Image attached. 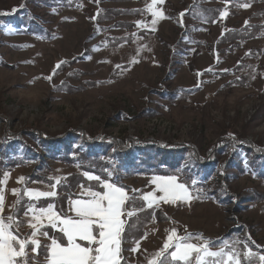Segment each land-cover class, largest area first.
Segmentation results:
<instances>
[{
	"label": "rangeland",
	"instance_id": "1",
	"mask_svg": "<svg viewBox=\"0 0 264 264\" xmlns=\"http://www.w3.org/2000/svg\"><path fill=\"white\" fill-rule=\"evenodd\" d=\"M191 1L165 0L158 7L167 18L151 31V13L144 11L151 0H0V13H7L0 14V155L3 127L47 135L79 128L94 137L150 136L163 143H192L203 154L219 140L234 145L218 156L225 167L197 180L196 187L203 189L199 199L160 204V220L145 228L147 239L137 252L129 246L127 264H146L145 257L162 246L165 230L172 227L217 242L250 236L249 247L264 254V157L261 161L240 146L248 139L264 149V34L217 56L208 46L223 30L245 21L264 27V0L232 8L234 14L213 23L186 16L181 24L178 17ZM198 5L227 9L213 0H198ZM141 20L149 28L138 27ZM27 139L42 152L37 140ZM70 146L72 160L49 155L39 169L35 152L14 147L26 163L9 172L5 215L17 199L11 189L24 187L19 177L34 171L47 177L79 172L74 151L85 143L74 138ZM103 155L118 184L142 192L155 187L151 172H122L109 151ZM45 185L26 186L46 190Z\"/></svg>",
	"mask_w": 264,
	"mask_h": 264
},
{
	"label": "snow or ice",
	"instance_id": "2",
	"mask_svg": "<svg viewBox=\"0 0 264 264\" xmlns=\"http://www.w3.org/2000/svg\"><path fill=\"white\" fill-rule=\"evenodd\" d=\"M164 3L165 0H151L146 4L144 11L152 16L151 31H155L158 21L167 18L163 9L158 7ZM238 6L248 8L250 4ZM219 14L226 18L229 12L225 9ZM136 24L149 28L143 20L136 21ZM132 62L138 61L133 59ZM62 63L66 61L58 63L56 69ZM116 68L121 69L122 65H116ZM46 79L51 80L52 75ZM82 176L88 183L82 181L78 185L79 192L68 196L67 210L56 203L60 195L58 189L67 187L62 183L67 177H48L46 190L28 188L26 181L30 178L19 177L17 183L25 182L24 187L11 189V194L17 199L11 205L10 214L5 215V188L10 173L0 174V264H122V261L127 264L122 244L126 232L137 229L141 213L153 210L154 220L155 209L161 203L190 204L203 193V189L195 187L196 179L189 184L178 174L153 175L150 184L155 187L147 192L118 184L111 172L102 177L84 171ZM36 183L43 184L44 181ZM42 200L50 202L42 206ZM165 231L162 246L145 257L146 264H264V254L249 247L250 236L248 240L236 238L217 242L205 238L202 233H189L186 228L184 234L176 227ZM143 239H147V235L139 239L132 237L134 247L129 251L137 252ZM252 243L255 244L254 241ZM239 245H243V252ZM256 247L260 248L259 245ZM41 255L43 259H40Z\"/></svg>",
	"mask_w": 264,
	"mask_h": 264
},
{
	"label": "trees",
	"instance_id": "3",
	"mask_svg": "<svg viewBox=\"0 0 264 264\" xmlns=\"http://www.w3.org/2000/svg\"><path fill=\"white\" fill-rule=\"evenodd\" d=\"M227 4V10L229 16L235 13H230L232 8H238L240 4L248 3L253 4L260 0H213ZM220 6H200L198 0H192L188 4V10H186L183 17L179 15V23H185V17L189 16L194 18L198 22L213 23L220 19ZM181 14V13H180ZM97 22H99L97 20ZM264 27L261 24L244 25L242 27H228L223 30L221 34L215 39L214 43L208 44L210 53L213 56L219 55L220 52H225L229 49L238 48L241 44L263 35ZM225 46V47H222ZM194 89H189L187 92H192ZM1 121V120H0ZM5 123L6 121H2ZM2 140L3 150L0 155V174L4 172H11L16 167L23 166L26 163V158L16 154L14 147L21 145L29 151L35 152L36 161L38 163L37 169L44 164L46 157L49 155H57L54 157H62L64 160L70 159L71 155V141L76 138L85 143V146L75 149V159L77 165H80L79 172L73 173L67 177V180L62 183H66L67 187H60L59 199L56 201L58 207H62L67 210V198L73 193H77L78 185L84 181L82 173L88 171L102 177H105L110 167L108 160L104 158V151H109L110 156L114 162L118 161L120 170L128 172H151L153 175H166V174H178L180 178L189 183L192 179H202L206 175L209 178L217 167H225L223 164H219V155L229 152L230 148L234 145H230V141L219 140L212 149L205 154L201 153L192 143L184 141H175L163 143L156 138L146 137L137 138L133 136L128 137H116L113 135H98L93 136L84 129L71 128L62 134L47 135L39 129H23L20 131H12L10 127H3ZM68 136V138L66 137ZM37 140L42 152H38L37 148L32 145L27 139ZM240 146H243L249 151L256 152L258 158L264 157V149L257 147L251 140L245 139L241 141ZM13 148V149H12ZM167 150V151H166ZM160 151V153H159ZM233 151V150H232ZM157 152V153H156ZM169 152V153H167ZM48 154V155H47ZM159 155V156H158ZM151 156V157H150ZM180 156V157H179ZM182 156V157H181ZM157 158V159H156ZM263 158H260L262 161ZM182 161H187L188 166L181 168ZM190 165L194 166L192 169ZM119 170V171H120ZM30 178V181H26V185L34 181H44L45 184L49 183L45 174L34 171L26 176ZM206 178V180H207ZM94 183V182H93ZM199 183V182H198ZM198 183L196 186H198ZM195 186V187H196ZM199 189V187H196ZM139 194V193H138ZM195 194V191L194 193ZM50 201H41L43 206ZM153 210H147L140 214L137 221V229L130 232H126L125 242L122 244L124 249L123 255L129 249L132 237L139 239L146 233L145 228L153 220ZM162 211L158 208L155 209V220L159 221ZM54 234V233H52ZM43 256H40V259ZM122 264H125L122 261Z\"/></svg>",
	"mask_w": 264,
	"mask_h": 264
},
{
	"label": "built area",
	"instance_id": "4",
	"mask_svg": "<svg viewBox=\"0 0 264 264\" xmlns=\"http://www.w3.org/2000/svg\"><path fill=\"white\" fill-rule=\"evenodd\" d=\"M257 104H258V103H257ZM252 105H253V103H252L251 105H249V107H251V112H252V109H253V108H252ZM249 107H248V108H249ZM256 107H257V109H258L259 105L256 106ZM256 107H255V108H256ZM255 110H256V109H255ZM255 110H254V111H255ZM254 111H253V112H254ZM253 112H252V113H253Z\"/></svg>",
	"mask_w": 264,
	"mask_h": 264
},
{
	"label": "bare ground",
	"instance_id": "5",
	"mask_svg": "<svg viewBox=\"0 0 264 264\" xmlns=\"http://www.w3.org/2000/svg\"><path fill=\"white\" fill-rule=\"evenodd\" d=\"M150 137V136H149ZM167 151V150H166ZM157 153V152H156ZM159 153H160V151H159ZM167 153H169V152H167ZM159 156V155H158ZM151 157V156H150ZM180 157V156H179ZM182 157V156H181ZM157 159V158H156Z\"/></svg>",
	"mask_w": 264,
	"mask_h": 264
}]
</instances>
